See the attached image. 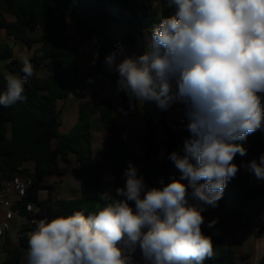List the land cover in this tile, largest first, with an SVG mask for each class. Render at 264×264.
<instances>
[{"label":"clouds","instance_id":"1","mask_svg":"<svg viewBox=\"0 0 264 264\" xmlns=\"http://www.w3.org/2000/svg\"><path fill=\"white\" fill-rule=\"evenodd\" d=\"M166 7L176 11L152 26L143 54L117 63L113 52L105 62L130 102L183 105L190 135L183 154L168 156L179 179L148 187L129 162L124 186L95 213L38 221L27 264H138L137 247L144 264H204L214 256L202 213L239 171L233 161L247 154L243 141L264 129V0H166ZM20 60L23 75L4 77L0 105L27 99L34 67L29 56ZM247 168L264 180V154Z\"/></svg>","mask_w":264,"mask_h":264},{"label":"trees","instance_id":"2","mask_svg":"<svg viewBox=\"0 0 264 264\" xmlns=\"http://www.w3.org/2000/svg\"><path fill=\"white\" fill-rule=\"evenodd\" d=\"M155 6V0H0V29L5 31L6 37L29 50L37 47L30 59L34 75L24 86L27 99L10 106L0 105V184L12 179L19 167L32 172L34 183L22 206L33 204L39 209L38 217L51 220L75 211H83L85 215L95 213L98 206L103 207L115 198L117 187L124 186L123 173L129 162L137 168L148 187H156L155 179L161 171L169 172L174 164L168 159L169 154L173 151L183 154L180 151L182 137L172 132L168 124V109L161 110L155 102L143 105L145 132L137 137L138 143L144 146L141 156H134L127 144L126 132L116 120L114 101L109 95H104L97 105L79 102L76 125L68 134L60 133V101L65 102L74 89L86 86L96 72L118 77V73L111 74L103 68L106 57L115 52L113 32H119L118 28H121L128 48H135L140 36H151L152 26L158 24L162 16L169 17L176 11L175 7H166V0H162L161 13ZM3 14L14 16L15 21L8 22ZM69 27H73L79 42L73 39ZM90 41H94L96 63L93 65L89 61L83 67L80 44ZM4 61L0 67V94L6 90L4 77L7 74L23 75L22 63L15 59L14 49L9 44L0 45V63ZM47 61H52L53 69L42 75L40 70ZM136 104L135 99L130 102L123 93L126 114H133ZM95 115L100 116L112 140L111 153L104 156V161L111 164L109 194L105 191V163H96L93 158L92 121ZM160 131L165 133L162 145L158 139ZM189 135L187 131L186 137ZM243 145L247 154L243 157L236 155L233 163L239 171L227 182L217 207L224 211L229 203L234 226L248 229L255 215L254 205L264 210V186H260L253 173L246 180L238 176L245 165L264 153L261 131L248 135ZM162 151L164 158L157 164ZM70 154L76 156L79 166V196L55 203L49 198L41 199L43 191L51 194L55 188V184L47 183V180L67 173L59 158ZM29 162L34 164L33 171L26 167ZM175 172L179 178V171L176 169ZM129 203L134 208V202ZM35 228L23 225L16 243L10 236L6 237L1 264H25L23 250L28 248V234ZM225 230V224L211 228L202 226V231L212 238L214 246V256L204 264H252L248 253L238 261L236 243L224 238ZM258 264H264V257Z\"/></svg>","mask_w":264,"mask_h":264},{"label":"rangeland","instance_id":"3","mask_svg":"<svg viewBox=\"0 0 264 264\" xmlns=\"http://www.w3.org/2000/svg\"><path fill=\"white\" fill-rule=\"evenodd\" d=\"M156 6L155 9L158 13H161L162 11V0H155ZM120 35L123 36L124 31L121 28H118ZM71 32V36L73 39L77 42H79V39L77 38L75 34V30L73 27H69V33ZM150 38L148 34H145L144 36H140L138 40V44L136 45L137 48H139L140 53L143 54V49H145V44L147 40ZM0 43L9 44L13 47L15 51L16 57H22L24 55H29L30 50L25 47L22 44H14L9 38L6 37L5 31L0 29ZM91 42H84L81 43V63L83 67H86V65L89 64V61H91V56H88L85 54L84 47L86 45L90 46ZM20 47L23 48V51H20ZM133 48H129V50H132ZM5 61L0 63V67L4 65ZM103 68L105 70L108 69V66L106 62L103 65ZM53 69V63L52 61H47L45 63V70L46 71H52ZM43 68V71H41V74L46 72ZM48 72L47 74H49ZM46 74V75H47ZM95 82V79H94ZM117 85V83H116ZM106 91H110L109 85L104 87ZM115 96V108H116V120L119 123V125L123 126L126 130L127 136L126 141L127 143L133 148V155L134 156H141L144 154V147L137 141V137L145 132V122H144V103H140L137 101V104L134 109V113L131 115H125L123 117V120L120 118V115L124 113L123 111V99L119 92L114 94ZM176 104V103H175ZM175 104H173L170 108H168V117L167 121L168 124L171 125L173 122V113L175 109ZM65 106V107H64ZM78 101H60L59 102V109L61 110V121L62 125L60 127V133L61 134H68L71 129L76 125L78 121V115H79V109H78ZM125 121V122H123ZM136 127V129L134 128ZM92 131H93V158L96 163H102L103 162V156L105 155V150L102 148L101 143L98 141L99 138H101L102 135L107 136L106 138L102 139V144L104 146L109 147L111 144V137L107 133V131L104 129L103 124L101 122V118L99 115H95L94 119L92 121ZM135 131V133H134ZM164 132L160 131L158 134V139L160 142V145H162V134ZM261 133L264 139V129H261ZM164 158V152L162 151L160 155L157 158V164H160ZM59 162L63 168H66V172L68 176L64 175L60 179L58 184L56 183L54 191L50 194L47 191H43L40 195L41 199H51L53 203L56 202L58 198L61 199H69L74 196L73 193L69 192L68 189H74L75 192L80 190V182H81V176L79 171V166L73 160V155L68 156H61L59 158ZM26 167L33 171L34 164L32 162H29L26 164ZM105 191L106 193L111 192V164L109 162H105ZM248 171L247 165H245L240 173L241 179L246 180L247 176L251 177L252 172L246 173ZM138 174V173H137ZM138 176H141L138 174ZM66 178V179H64ZM65 181H64V180ZM49 183V181H47ZM64 183V184H63ZM185 183H187L185 181ZM59 188L60 192H56V189ZM190 191V190H189ZM76 196V195H75ZM254 209L256 210L255 217L257 218L260 214L259 209L257 208L256 204L254 205ZM205 215V224L203 226H207L210 221L215 220V224L224 223L226 225V230L224 233V238L234 240L236 243V256L238 258V261L242 260L243 254H250L251 255V263L252 264H258L264 257V224H262L259 220H254L251 224V227L248 229H240L236 228L233 225V215L231 213V205L229 203L226 204V207L224 211L220 210L217 206L211 207L206 206V210L203 212ZM232 223V224H231ZM214 224V225H215ZM231 225V226H230ZM23 226L22 220H15L13 222V228L10 232V237L13 240L14 243L17 242V234L19 232V228ZM208 227V226H207ZM27 252L28 248L23 250V261L25 264H27ZM4 259V254L0 255V264L2 263Z\"/></svg>","mask_w":264,"mask_h":264},{"label":"built area","instance_id":"4","mask_svg":"<svg viewBox=\"0 0 264 264\" xmlns=\"http://www.w3.org/2000/svg\"><path fill=\"white\" fill-rule=\"evenodd\" d=\"M112 43L114 51L118 53L119 56H124L128 52V46L126 45L123 37L119 32L114 31L112 36ZM84 50L87 54L91 56L92 64L96 63V59L94 56V50L92 45H86ZM120 50H122L123 54H119ZM138 56V55H137ZM95 82L104 84V85H113L117 82V78H112L108 74L102 72H96L94 74ZM29 82V81H28ZM90 93V87L82 86L74 89L70 94L68 99L78 98L83 99ZM174 120L170 125L171 131L178 134L182 137V141L180 144V151L183 152L184 140L186 137V124L187 120L184 118V109L183 105L177 104L174 109ZM176 167L173 164L171 170L169 172L162 170L161 174L155 179L156 187H161L160 181L163 180L164 184L170 182V178L175 177L177 179V173L175 172ZM34 183V176L32 172H26L22 167L18 168L16 175L2 184H0V255L2 254V248L6 237L10 236V232L13 228V222L15 220H22L23 225L29 224L30 226H36L37 222L44 219L38 217L39 209L36 208L33 204H27L25 207L22 204L25 202L28 191ZM61 198L56 200L60 201ZM19 205L16 211H13V207L15 205ZM25 208L26 216L21 218L18 214L19 209ZM255 220H259L262 224H264V210H260V214ZM252 222V221H251ZM17 234V239L21 237L20 229ZM134 259L138 262V264H144V260L141 254L140 249L137 247L134 253Z\"/></svg>","mask_w":264,"mask_h":264},{"label":"crops","instance_id":"5","mask_svg":"<svg viewBox=\"0 0 264 264\" xmlns=\"http://www.w3.org/2000/svg\"><path fill=\"white\" fill-rule=\"evenodd\" d=\"M0 13H1V11H0ZM3 16L5 17V19L8 21V22H12V21H15V18H14V16H12V15H10V14H3ZM9 40H11L15 45L16 44H21V43H19V42H17V41H15L14 39H10L9 38ZM91 42V44L90 45H92V46H94V41H90ZM2 43H0V45H1ZM4 44H6V43H4ZM3 44V45H4ZM23 45V44H22ZM37 47H35L34 49H32V50H30V54L28 55L29 56V58L31 59V57L33 56V54H34V50L36 49ZM20 51H23V48L22 47H20ZM143 51H145V49H143ZM84 52H85V50H84ZM85 54L88 56V59H89V54H87L86 52H85ZM142 53H140V50H139V48H137V47H135V48H133L132 50H129V48H128V52H127V54L126 55H124V56H132V55H135V56H139V55H141ZM124 56H119V55H117V57H116V60H117V63L120 61V60H122L123 58H124ZM14 57H15V59H17V60H19L20 62H21V60H20V57H16V55H15V51H14ZM91 63V62H90ZM43 68H44V70H45V64L42 66V68H41V70H40V73H41V71H43ZM46 71V70H45ZM107 72H109V73H111V74H114V73H117L114 69L113 70H109V69H107L106 70ZM48 72H50V71H46V72H44V73H42V75H46ZM117 83V82H116ZM116 83L115 84H113V85H110L109 86V89H110V91H106L105 89H104V87H106V86H108V85H104V84H101V83H98V82H94V77H92L89 81H88V83H87V85L86 86H88V87H90V93L85 97V98H83V99H78V98H72V99H67L65 102H67V101H73V100H75V101H78V105H79V102H81V101H85V102H88V103H90V104H92V105H97L99 102H100V100H101V98L104 96V95H109V96H111L112 98H113V101H114V107H115V96H114V94L115 93H117L118 91H117V85H116ZM120 94H121V96H122V99H123V92H119ZM177 104H179V103H176L175 104V106L177 105ZM181 105V104H180ZM65 107V106H64ZM124 111V110H123ZM134 113V112H133ZM125 115H128V114H126L125 112L124 113H122L121 115H120V118L123 120V117L125 116ZM115 117H116V108H115ZM173 120H174V118H175V116H174V113H173ZM93 119H94V117H93ZM123 122H125V121H123ZM123 124V126H121V127H123V129L125 130V128H124V124H126V123H122ZM135 129H136V127H134ZM261 131V130H260ZM93 132V131H92ZM125 132H126V130H125ZM134 133H135V131H134ZM262 134V133H261ZM126 136H127V133H126ZM107 136H105V135H102L101 136V138H99V142L101 143V145H102V148H104V150H105V152H107V153H105V155H109L110 153H111V149H112V140H111V144H110V146L109 147H107V146H104V144H102V139H104V138H106ZM165 138V133H163L162 134V141H164L163 139ZM187 137H185V139H186ZM128 144V143H127ZM129 145V144H128ZM130 146V145H129ZM131 147V146H130ZM144 147V146H143ZM131 149H132V152H133V148L131 147ZM93 152H94V149H93ZM164 152V151H163ZM264 154V153H263ZM70 155H73V160H75V162H76V156L74 155V154H70ZM104 155V156H105ZM104 156H103V162L102 163H105V161H104ZM261 156V155H260ZM259 156V157H260ZM259 157H257L256 158V160L257 161H259ZM77 163V162H76ZM66 169V168H65ZM105 169H106V167H105ZM250 171L248 170L246 173H249ZM241 173V172H240ZM67 174V173H66ZM65 174V175H66ZM64 176V175H63ZM66 176H68V175H66ZM62 177V176H61ZM61 177H56V178H50L49 180H47V181H49V183H54L55 185H56V183L58 184L60 181H62L60 178ZM239 178H241V175L239 174V176H238ZM64 179H66V178H64ZM63 179V180H64ZM257 179V178H256ZM258 180V183L260 184V186H264V180H260V179H257ZM65 181V180H64ZM61 183V182H60ZM64 184V183H63ZM68 191L69 192H71V193H73L74 194V196L73 197H71V198H69V199H74V198H76V197H78L79 196V192H80V190H78V191H76L75 192V190L74 189H68ZM56 192H60V189L59 188H57L56 189ZM76 195V196H75ZM253 211H255V213H256V210L255 209H253ZM259 212H260V210H259ZM203 214V213H202ZM203 216H204V218H205V215L203 214ZM256 219V217H255V215H254V217H253V219H252V222H251V224L253 223V221ZM233 223V222H232ZM231 223V224H232ZM219 224H224V223H219ZM219 224H215V225H219ZM233 225H234V223H233ZM231 226V225H230ZM205 227H207V226H205Z\"/></svg>","mask_w":264,"mask_h":264},{"label":"water","instance_id":"6","mask_svg":"<svg viewBox=\"0 0 264 264\" xmlns=\"http://www.w3.org/2000/svg\"><path fill=\"white\" fill-rule=\"evenodd\" d=\"M18 207H19L18 204L15 205V206L13 207V211H16ZM18 214H19V216H20L21 218H24V217L26 216V210H25V208H21V209H19Z\"/></svg>","mask_w":264,"mask_h":264}]
</instances>
